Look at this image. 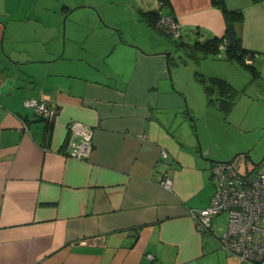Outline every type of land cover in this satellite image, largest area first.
Segmentation results:
<instances>
[{
  "label": "crops",
  "instance_id": "obj_1",
  "mask_svg": "<svg viewBox=\"0 0 264 264\" xmlns=\"http://www.w3.org/2000/svg\"><path fill=\"white\" fill-rule=\"evenodd\" d=\"M223 1L253 73L228 44L211 52L228 43L211 0H0V264H242L189 214L209 204L212 160L238 155L208 146L222 116L226 133L264 130V0ZM213 79L235 96L210 83L208 97ZM72 121L92 131L85 160L65 152Z\"/></svg>",
  "mask_w": 264,
  "mask_h": 264
},
{
  "label": "built area",
  "instance_id": "obj_2",
  "mask_svg": "<svg viewBox=\"0 0 264 264\" xmlns=\"http://www.w3.org/2000/svg\"><path fill=\"white\" fill-rule=\"evenodd\" d=\"M157 28L169 37L179 36V24L171 15H161ZM223 39L217 51L227 48ZM251 63V55L243 57ZM25 106L32 108L45 121L50 122L57 114V107L47 100L29 99ZM1 112V110H0ZM65 152L68 157L85 160L91 152V129L76 121L67 125ZM161 157H166L164 152ZM213 193L209 204L201 210L190 211L199 228L211 234L219 248L235 256L242 264H264V168L241 172L240 157L235 155L225 163H214L210 169ZM161 187L171 190V180L165 176ZM226 213V231L221 235L213 232L214 218ZM148 259H153L147 254Z\"/></svg>",
  "mask_w": 264,
  "mask_h": 264
},
{
  "label": "rangeland",
  "instance_id": "obj_3",
  "mask_svg": "<svg viewBox=\"0 0 264 264\" xmlns=\"http://www.w3.org/2000/svg\"><path fill=\"white\" fill-rule=\"evenodd\" d=\"M239 113L241 114V112L238 111L236 115H234V118H240L238 116ZM222 119V122L216 123L213 128L214 140H212V137L208 136V146L212 145V148L215 150L214 154L216 155V153H223V149L227 148L230 150V147L234 143H239L240 149H232V151H236V154H238L237 156L240 157L241 172L245 173L249 170V167H254L253 165L258 164L262 158H264V144H262L264 143V130L259 128L249 129L241 135L239 133L237 134L234 129L228 127V132L226 133L225 126L223 125V116ZM258 168H264V163H262ZM226 217V213L221 216L220 223L218 225L219 227L217 228L220 232L225 230Z\"/></svg>",
  "mask_w": 264,
  "mask_h": 264
},
{
  "label": "trees",
  "instance_id": "obj_4",
  "mask_svg": "<svg viewBox=\"0 0 264 264\" xmlns=\"http://www.w3.org/2000/svg\"><path fill=\"white\" fill-rule=\"evenodd\" d=\"M211 3L212 5H214L215 7L219 8L223 14V17H224V21H225V24H226V36L228 34V32L230 31H233V26L235 23L237 22H241L242 21V14L239 12V11H232V10H228L225 6H224V1L223 0H211ZM144 20L146 22H148L150 25H155V22L157 21L158 19V14L157 13H154V12H150V13H144L142 14ZM236 40V47L235 48H228L227 49V53H228V56L230 58H233L234 61L239 65L241 66L243 69H245L246 71H249L250 73H253V69H252V66H251V63L250 64H245L244 63V55L248 54L249 52H245L244 50L241 49V46H240V43H239V40L235 39ZM220 40L214 38L212 41H210L212 44H214V48L210 49L211 52L217 51V45L219 43ZM204 46H208V43L206 44H203ZM211 47V46H210ZM207 49V48H206ZM250 54V53H249ZM251 55V54H250ZM252 58V57H251ZM208 85H203V88L207 94V96L209 97L210 93H209V85L210 83H212L213 87H216V88H221L224 90V92L228 93V96L229 97H233L235 96V91L231 90L227 84H225L222 80H218V79H213L211 80V82H207ZM209 102H210V99H209ZM230 103V102H229ZM231 105V104H230ZM229 105V107H230ZM229 107L224 106L225 110H228Z\"/></svg>",
  "mask_w": 264,
  "mask_h": 264
},
{
  "label": "water",
  "instance_id": "obj_5",
  "mask_svg": "<svg viewBox=\"0 0 264 264\" xmlns=\"http://www.w3.org/2000/svg\"><path fill=\"white\" fill-rule=\"evenodd\" d=\"M227 39H228V46L229 48H235L236 47V40H235V37H234V34L232 31H230L227 35ZM198 144V151H199V154L200 156L203 157L204 154H202V151H201V146L199 143ZM209 151H211V148H209ZM214 163H225L226 161H215V160H212ZM262 163H264V158H262V160L256 164L257 166H260Z\"/></svg>",
  "mask_w": 264,
  "mask_h": 264
}]
</instances>
